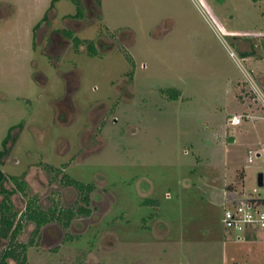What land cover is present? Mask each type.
<instances>
[{"label":"rangeland","instance_id":"374dc122","mask_svg":"<svg viewBox=\"0 0 264 264\" xmlns=\"http://www.w3.org/2000/svg\"><path fill=\"white\" fill-rule=\"evenodd\" d=\"M83 1V19L62 0L35 29L51 0H0V169L27 264H264V237L222 224L264 173V0ZM69 180L91 216L37 231L30 206L83 205Z\"/></svg>","mask_w":264,"mask_h":264},{"label":"trees","instance_id":"16d2710c","mask_svg":"<svg viewBox=\"0 0 264 264\" xmlns=\"http://www.w3.org/2000/svg\"><path fill=\"white\" fill-rule=\"evenodd\" d=\"M62 0H51V5L44 15L43 19L37 24L35 29H38L41 24L48 20L49 12L51 10H54L56 8V5L61 2ZM72 1L77 9V13L73 16H70L71 18L75 19H83L85 16V8H84V1L83 0H70ZM99 1V5L101 4V0ZM66 36L72 37V32H65ZM74 41L76 45H80L82 43V40L80 38L75 37ZM254 45H252L253 48ZM89 53L92 56H98L99 51L98 47L95 44V42H90L88 45ZM240 55L242 57H249L255 55V51H246V52H240ZM166 94H168L169 98L172 100H176L180 96V91L176 89H167L164 91ZM14 128L10 129L9 135L4 139L3 145L5 146V150L0 151V161H2L3 157L6 156L10 149L8 148V142L11 138V131H13ZM8 181V178L6 174L0 169V196H5V200L0 202V242L1 241H7L9 243V247L5 249L3 252L0 264H9V260H15L19 264H27V256L25 255V252L27 248L29 247L28 244H25L23 246L16 244V239L20 235L22 231V225L20 220L17 219V214L13 211L10 205V198L13 195V191H9L6 189V183ZM13 181L18 185L20 189L25 188L24 182L19 178H13ZM69 184H72L76 186L81 191H86L85 196L83 198V205L78 206L77 209H67V210H60L59 212H56L54 209L51 212H44L43 210H37L35 208H31V206L26 211V218L34 223L37 226V231H39L42 227L46 226L47 224L58 221L60 224H62L64 227H69L73 220L77 216H91L92 210L89 208L90 203V192L91 187L86 186L82 182H78L76 180H69ZM245 194L244 191L240 193ZM152 204H158L156 201H151ZM150 203V204H151ZM30 245L33 244V240L29 243Z\"/></svg>","mask_w":264,"mask_h":264},{"label":"built area","instance_id":"2783aa9c","mask_svg":"<svg viewBox=\"0 0 264 264\" xmlns=\"http://www.w3.org/2000/svg\"><path fill=\"white\" fill-rule=\"evenodd\" d=\"M206 12L214 24L220 28L215 20V16L208 9ZM222 37H227V34L222 32ZM230 56L233 59H238L237 54L233 51L230 52ZM239 60L240 58L238 61ZM248 82L252 83L250 79H248ZM251 85L254 86L253 88L258 91V94L260 95L259 99L262 104L261 110H263L264 113V89H257L253 83ZM254 118L255 117L252 115L237 114L230 118V123L234 126H240L244 119L252 120ZM259 118L264 119V116ZM249 155L250 162L253 161L254 156L262 158L264 162V157L259 153L255 154L250 150ZM258 188V190H255L248 195L240 194L239 197H233L226 200V204L223 208L222 224L227 232H231L237 237V240L253 239L259 236L262 238L264 237V194L261 193H264V180L263 186Z\"/></svg>","mask_w":264,"mask_h":264},{"label":"water","instance_id":"95a60500","mask_svg":"<svg viewBox=\"0 0 264 264\" xmlns=\"http://www.w3.org/2000/svg\"><path fill=\"white\" fill-rule=\"evenodd\" d=\"M263 180H264V174L263 173H259L258 177H257V185L258 187H262L263 186Z\"/></svg>","mask_w":264,"mask_h":264},{"label":"crops","instance_id":"0c3cea01","mask_svg":"<svg viewBox=\"0 0 264 264\" xmlns=\"http://www.w3.org/2000/svg\"><path fill=\"white\" fill-rule=\"evenodd\" d=\"M259 154H260V155H262V153H261V152H260ZM262 157H264V156L262 155Z\"/></svg>","mask_w":264,"mask_h":264}]
</instances>
